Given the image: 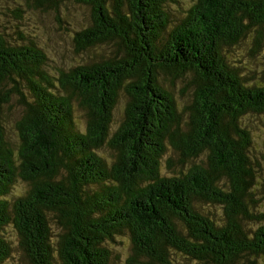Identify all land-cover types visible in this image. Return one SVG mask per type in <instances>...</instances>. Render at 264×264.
I'll list each match as a JSON object with an SVG mask.
<instances>
[{
	"label": "trees",
	"instance_id": "1",
	"mask_svg": "<svg viewBox=\"0 0 264 264\" xmlns=\"http://www.w3.org/2000/svg\"><path fill=\"white\" fill-rule=\"evenodd\" d=\"M185 1L25 0L15 31L0 20V264L13 252L6 228L30 264H257L264 256V154L243 120L264 114V71L243 77L232 59L249 39L252 58L264 54V0ZM68 4L92 12L75 32L78 51L112 48L54 78L37 36L19 24ZM179 86L190 93L182 109ZM121 94L127 110L114 129ZM16 95L15 148L3 120ZM19 179L27 186L13 194ZM125 241L129 252L114 260L112 247Z\"/></svg>",
	"mask_w": 264,
	"mask_h": 264
},
{
	"label": "rangeland",
	"instance_id": "2",
	"mask_svg": "<svg viewBox=\"0 0 264 264\" xmlns=\"http://www.w3.org/2000/svg\"><path fill=\"white\" fill-rule=\"evenodd\" d=\"M178 2V5L182 3L184 5L186 4L185 0H178ZM22 3L25 5V0H0V20H7V22H12L14 24L11 32L15 31L16 27L15 9L18 7V4ZM185 7H188V4ZM4 14H6L7 17H4ZM91 14V10L87 7L68 4L66 6H61L58 11L35 12L33 14L28 13L24 17L22 23H18L24 33H27L30 36H37L39 45L45 49L46 54L50 58L52 77L57 78L60 71H68L71 68L85 65L87 61H91L90 59H93L91 62H96L98 55H108L110 53L111 46L97 47L87 53L82 51L79 52L77 49L79 46L74 41L75 32L80 31L84 26H90ZM3 26L6 25L3 24ZM250 42L251 39H249L244 45L235 49L232 55L233 60L237 59L235 60V64L244 69L241 71L243 77L247 76V70L256 71L259 74H262L264 71V54L262 53L257 59L252 58V55L249 52L250 50H253ZM116 50L117 48L115 49V52ZM184 87L186 86H179L174 91L180 109L189 102L188 100L190 98V93L185 91ZM18 99L19 97L16 95L11 103L5 108L3 120L7 138L15 148L19 144L16 124L23 113V108L18 103ZM127 102V95L121 94L114 111V129L118 127L123 117L126 115ZM74 105L77 125L79 129L84 131L86 128L84 112L78 108L76 102H74ZM243 120L244 124L252 131L254 139L253 149H255L256 153L261 152L264 154V114H248ZM169 147H171L170 144ZM98 152L107 160H111L112 152L107 147L99 149ZM171 155L174 156L170 148L162 160V172L165 175L173 174V169L169 168L167 165V158ZM189 165L190 164H188L186 168H188ZM176 170L179 174L183 168L177 165ZM26 186L27 183L22 179H19L13 187V194H21ZM217 213L222 215V212L219 209H217ZM3 235L6 236L13 247L12 257L9 264H30L23 257L13 230L6 228L3 230ZM112 250H114V260L115 256L119 253L122 262L126 253L129 252V246L125 241V244L120 246L114 244ZM257 264H264V256L257 259Z\"/></svg>",
	"mask_w": 264,
	"mask_h": 264
}]
</instances>
